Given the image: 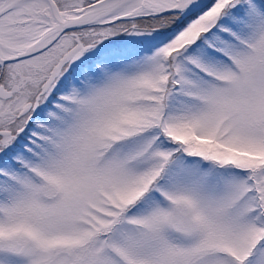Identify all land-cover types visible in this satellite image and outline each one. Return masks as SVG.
<instances>
[{"label": "snow or ice", "instance_id": "1", "mask_svg": "<svg viewBox=\"0 0 264 264\" xmlns=\"http://www.w3.org/2000/svg\"><path fill=\"white\" fill-rule=\"evenodd\" d=\"M0 264H264V0H0Z\"/></svg>", "mask_w": 264, "mask_h": 264}]
</instances>
